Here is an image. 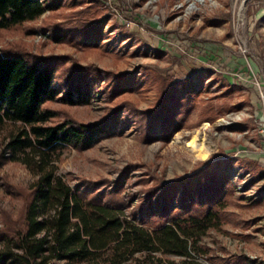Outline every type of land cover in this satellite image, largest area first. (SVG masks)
<instances>
[{
    "label": "trees",
    "instance_id": "trees-1",
    "mask_svg": "<svg viewBox=\"0 0 264 264\" xmlns=\"http://www.w3.org/2000/svg\"><path fill=\"white\" fill-rule=\"evenodd\" d=\"M89 1L69 19L40 29L49 30L58 43L97 47L106 16L95 13L99 0ZM64 4L0 0V34L23 30L45 10ZM24 30L31 33L35 27ZM160 78L154 105L133 115L148 141H166L181 127L195 99L188 79ZM140 83L141 78L80 64L69 55L33 53L18 42L0 48V167L19 162L34 177L26 187L3 180L6 191L20 196L22 204L15 216L0 211V264H251L240 255L210 254L201 244L205 233L222 221V194L229 183L221 162L156 181L141 191L136 205L132 202L140 193L124 190L127 169L113 181L80 178L72 185L57 173L65 148L87 149L133 118L121 117L126 106L118 104L97 121L81 122L48 104H84L93 89L111 102ZM260 176L264 190V170Z\"/></svg>",
    "mask_w": 264,
    "mask_h": 264
},
{
    "label": "rangeland",
    "instance_id": "rangeland-1",
    "mask_svg": "<svg viewBox=\"0 0 264 264\" xmlns=\"http://www.w3.org/2000/svg\"><path fill=\"white\" fill-rule=\"evenodd\" d=\"M90 3L65 0L59 9L25 23L23 30L0 34V48L18 42L33 53L69 55L80 64L141 78L139 88L111 102L93 89L84 104H48L81 122L97 121L118 104L126 106L121 117L133 118L87 149L65 148L57 173L72 185L80 178L113 181L127 169L124 190L140 193L132 202L136 205L141 191L156 181L221 162L229 183L222 194V221L205 233L201 244L216 256L235 254L264 264V0H99L95 13L106 19L97 47L58 43L49 30L40 29L69 19ZM25 26L35 30L26 33ZM160 77L188 79L195 99L166 141H148L133 115L154 105ZM53 84L59 86L57 80ZM178 91L184 94L180 86ZM193 136L196 148L190 145ZM229 170L241 173L231 180ZM0 175V211L15 216L22 200L6 191L3 180L26 187L34 177L19 162H5Z\"/></svg>",
    "mask_w": 264,
    "mask_h": 264
},
{
    "label": "built area",
    "instance_id": "built-area-1",
    "mask_svg": "<svg viewBox=\"0 0 264 264\" xmlns=\"http://www.w3.org/2000/svg\"><path fill=\"white\" fill-rule=\"evenodd\" d=\"M230 172H229V175H231V180H233V178H237V177H239V173H241V172H234L233 170H229ZM238 188H240V186H238Z\"/></svg>",
    "mask_w": 264,
    "mask_h": 264
},
{
    "label": "bare ground",
    "instance_id": "bare-ground-1",
    "mask_svg": "<svg viewBox=\"0 0 264 264\" xmlns=\"http://www.w3.org/2000/svg\"><path fill=\"white\" fill-rule=\"evenodd\" d=\"M190 145L192 147L196 148V145H197V143H196V136H193V138L190 141ZM199 149H201V148H199Z\"/></svg>",
    "mask_w": 264,
    "mask_h": 264
}]
</instances>
